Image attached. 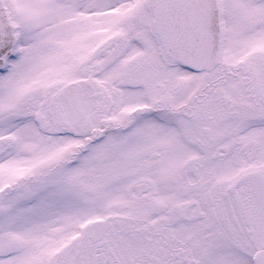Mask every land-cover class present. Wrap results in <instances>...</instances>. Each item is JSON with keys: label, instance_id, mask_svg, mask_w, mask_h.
<instances>
[{"label": "snow or ice", "instance_id": "obj_1", "mask_svg": "<svg viewBox=\"0 0 264 264\" xmlns=\"http://www.w3.org/2000/svg\"><path fill=\"white\" fill-rule=\"evenodd\" d=\"M0 264H264V0H0Z\"/></svg>", "mask_w": 264, "mask_h": 264}]
</instances>
